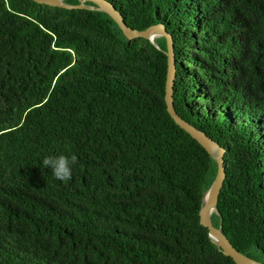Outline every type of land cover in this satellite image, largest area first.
Instances as JSON below:
<instances>
[{
  "label": "trees",
  "instance_id": "trees-1",
  "mask_svg": "<svg viewBox=\"0 0 264 264\" xmlns=\"http://www.w3.org/2000/svg\"><path fill=\"white\" fill-rule=\"evenodd\" d=\"M109 1L172 34L176 110L227 150L213 224L264 263V0ZM155 42L0 0V264H236L201 223L218 164L168 112ZM61 154L68 182L41 164Z\"/></svg>",
  "mask_w": 264,
  "mask_h": 264
},
{
  "label": "water",
  "instance_id": "water-1",
  "mask_svg": "<svg viewBox=\"0 0 264 264\" xmlns=\"http://www.w3.org/2000/svg\"><path fill=\"white\" fill-rule=\"evenodd\" d=\"M40 4L50 6H58L67 9H95L107 13L121 28L124 35L128 39L145 38L155 43L157 37H165L167 40L168 56V73L166 81L165 101L167 109L175 122L195 138L206 150L213 156L218 164L216 177L203 197L202 207L200 211L201 223L209 229V235L213 238L215 244L226 255L231 257L236 264H264L240 252L230 241L227 235L222 230V223L217 227L213 224L212 215L217 211L219 196L223 188L227 173L225 166L226 148L219 142L210 137L205 131L196 127L186 119H184L176 110L174 101V87L177 76L175 47L172 34H170L166 26L162 23L155 24L147 29L138 30L129 26L122 13L109 0H78L79 3L71 4L65 0H33ZM92 2L93 5H88ZM217 150V153L214 151Z\"/></svg>",
  "mask_w": 264,
  "mask_h": 264
},
{
  "label": "clouds",
  "instance_id": "clouds-1",
  "mask_svg": "<svg viewBox=\"0 0 264 264\" xmlns=\"http://www.w3.org/2000/svg\"><path fill=\"white\" fill-rule=\"evenodd\" d=\"M78 162L76 155L70 157L64 154L59 156L48 155L43 157L41 164L44 168L51 170L53 176L62 182L72 179L73 166Z\"/></svg>",
  "mask_w": 264,
  "mask_h": 264
},
{
  "label": "bare ground",
  "instance_id": "bare-ground-1",
  "mask_svg": "<svg viewBox=\"0 0 264 264\" xmlns=\"http://www.w3.org/2000/svg\"><path fill=\"white\" fill-rule=\"evenodd\" d=\"M214 153H217V150H215ZM215 213H216V212H215Z\"/></svg>",
  "mask_w": 264,
  "mask_h": 264
},
{
  "label": "rangeland",
  "instance_id": "rangeland-1",
  "mask_svg": "<svg viewBox=\"0 0 264 264\" xmlns=\"http://www.w3.org/2000/svg\"><path fill=\"white\" fill-rule=\"evenodd\" d=\"M157 38H158V37H157ZM157 38H156V39H157ZM156 39H155V40H156ZM155 43H156V42H155ZM214 213H215V212H214ZM214 213H213V214H214ZM216 213H218V212L216 211Z\"/></svg>",
  "mask_w": 264,
  "mask_h": 264
}]
</instances>
